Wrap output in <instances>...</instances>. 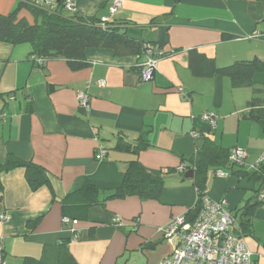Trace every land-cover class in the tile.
<instances>
[{
  "label": "crops",
  "instance_id": "obj_1",
  "mask_svg": "<svg viewBox=\"0 0 264 264\" xmlns=\"http://www.w3.org/2000/svg\"><path fill=\"white\" fill-rule=\"evenodd\" d=\"M29 1L46 6L48 0ZM114 1L76 0V11L88 17L106 16ZM119 1L123 5L112 20L127 21L130 37L166 43L164 51L173 53L159 61L151 82H142L136 69L143 56L116 57L107 49H90V67L72 71L58 59L42 69L28 58V44L0 42V97L6 98L0 100V109L7 113L0 120V164L12 154L43 166L51 175L56 198L51 202L46 187L32 192L22 168L0 176V213L10 216L0 221L6 264H21L24 256L58 264L60 243L73 236L62 222L61 199L79 187L113 190L122 183L129 156L111 150L117 134L135 142L145 128H151L152 147L140 153L139 161L153 172L177 169L182 158L194 156L203 144L202 132L223 147L244 148L248 164L264 150V120L252 122L244 117L252 89L244 99L239 93L227 99L233 89L230 81L192 76L187 52L196 49L215 58L219 66L253 57L264 60V0ZM17 3L0 0V14L9 13ZM22 13L33 20L29 12ZM97 80H104L106 86L92 85L91 110L86 111L80 108L77 95L87 89L88 81ZM255 83L264 89V73L255 76ZM51 85L54 90L48 89ZM178 87L190 92V100L179 95ZM206 111L218 114L215 129L201 119ZM193 133L198 136L194 138ZM100 145L109 151L102 161L95 159ZM212 173L206 196L226 201L230 211L254 197L262 202L253 217L254 235L242 238L254 253V264H264V193L254 192L246 179ZM197 199L192 181L175 172L166 176L160 200L128 197L91 208L88 220L76 227L79 238L70 240L69 249L79 264H119L127 248L152 249L159 241L158 228L185 214ZM39 216L38 225L29 231L28 221ZM116 218L122 219L120 227L115 225Z\"/></svg>",
  "mask_w": 264,
  "mask_h": 264
},
{
  "label": "trees",
  "instance_id": "obj_2",
  "mask_svg": "<svg viewBox=\"0 0 264 264\" xmlns=\"http://www.w3.org/2000/svg\"><path fill=\"white\" fill-rule=\"evenodd\" d=\"M17 1V6L12 11L7 14H0V42L13 46L30 45L31 52L28 58L42 69L46 68V64L49 61L58 59L64 60L72 71H79L90 67L91 62L87 58L88 50L90 49H107L116 57L136 56L141 58L143 56V61L148 49L147 46H152L155 50L161 52V55H155L159 61L173 54L164 51L166 43L160 44L156 40L148 42L130 37L127 31V27L130 24L127 21L112 20L111 18L115 14L112 16L108 14L106 16L94 15L88 17L80 15L78 12H71V14L67 15L64 12L68 11L65 9L64 0H48L55 2V7H50L47 4L46 6L37 4L29 0ZM175 1L178 4L181 0ZM22 10L28 11L33 20L30 21L26 16H20ZM104 17H108L110 20L103 23L102 18ZM230 38L229 36L225 37V39ZM178 52L180 51H174V53ZM187 52L188 68L192 76L196 78H226L230 81L233 89L251 88L253 95L246 103L244 117L252 122L264 120V97L262 96L264 89L255 83V76L259 73H264V60L253 57L251 59L235 60L226 66H219L215 58L208 57L196 49H191ZM38 58L44 60L42 65L37 63ZM141 63L139 62L136 67L141 81H153L157 71L154 72L152 79L144 81L142 78L143 68L140 67ZM92 85L103 88L106 86V82L104 80L88 81L87 89L80 91L88 95L89 110L78 101L80 108L86 111L91 110L89 90ZM49 88L50 90H54L53 85L48 86ZM177 92L182 98L190 100V92H184L182 87H178ZM3 98L6 100L4 95L0 97V100ZM9 99L14 100V95H9ZM205 113H214L218 122V115L215 111H206ZM203 115H201V119ZM204 122L209 124L207 121ZM150 132L151 128H145L135 142L127 140L122 134H117L115 146L111 150L129 156L128 161H126L121 185L113 190L100 189L94 185H88L87 187H79L70 191L61 199L63 218L67 217L77 219L79 222H85L88 220L91 208L105 206L106 202L114 199L138 197L141 200H160L164 191L166 176L175 172L181 173L184 180L192 181L198 194L194 207L188 209L185 213L189 221L194 220L200 211L202 200L207 195V183L211 171L216 174L217 171L224 170L229 175L237 176L239 179H246L253 184L254 192L258 194L264 193V163L255 166V170L249 167V165L257 163L258 159L263 155L264 150L254 163L248 164L246 162L248 157L247 151L242 148L247 155L245 159L246 165L239 166L230 160V150L241 147H223L215 142L211 136H207V132H202L204 141L200 149L191 158L181 159L182 165L180 167L184 166V170L181 171L178 167L177 169L153 172L145 168L139 161L140 153L152 147L148 139ZM209 133H212L211 130ZM99 147L104 148L106 151L105 157L102 159L104 160L107 158L109 151L104 145H100ZM98 149L95 152L96 160H98ZM246 166H248L247 169L243 168ZM17 168L24 169L27 184L32 192L46 187L51 192V202L56 200L50 173L43 166L32 160H25L9 154L6 156L4 162L0 164V176ZM190 170L193 171V178L188 179L186 178V173ZM258 198L254 197L245 200L234 212L229 210L234 218L232 231L241 238L242 236L254 235L253 217L256 216L257 210L262 203ZM41 218L39 216L35 220L28 221V230L34 231ZM235 220L238 226L235 225ZM138 224L135 225V228H137ZM115 225L120 227L119 224ZM94 229L95 227L91 229L92 235L94 234ZM72 233L73 236L71 238L62 241L59 245L58 264H79L69 249L70 240H76L77 234L79 238V232ZM0 246L1 255L5 261L7 253L4 248V239L1 237ZM139 249H143V246H140ZM21 264L46 263L41 258L24 256Z\"/></svg>",
  "mask_w": 264,
  "mask_h": 264
},
{
  "label": "built area",
  "instance_id": "obj_3",
  "mask_svg": "<svg viewBox=\"0 0 264 264\" xmlns=\"http://www.w3.org/2000/svg\"><path fill=\"white\" fill-rule=\"evenodd\" d=\"M50 7H55V2L46 1ZM123 4L122 1L116 0L114 7L109 14L112 16L117 9ZM65 9L70 12H76V0H64ZM110 20L108 17L102 18L106 23ZM146 56L140 64L142 78L144 81L152 79L155 71L158 70L159 59L155 55H161L160 51L155 50L152 46H147ZM37 63L42 65L44 60L37 59ZM101 84V83H100ZM78 101L89 110L88 95L80 92ZM7 113L0 109V120H5ZM204 121L209 122L210 128L215 129L217 118L214 113H205L202 116ZM197 137L198 133H193ZM106 151L99 147L97 159L102 160ZM247 155L242 148H233L230 150V160L239 166H245ZM264 163V153L258 159L256 164L249 165L250 169H256L255 166ZM182 171L184 166L179 167ZM219 177H227L229 174L223 170L216 173ZM10 216L7 213H0V220L7 221ZM64 225L71 228L72 232H79L77 219L63 218ZM116 224L121 225L122 219L116 218ZM234 218L227 207L226 201H215L205 196L201 203V208L192 221L187 219L185 214L173 217L170 222L158 228L165 238L174 240V248L171 256L161 260L157 264H254V253L246 246L243 238L232 231ZM77 234V233H76ZM78 234L76 235V239ZM0 264H6L1 255L0 246Z\"/></svg>",
  "mask_w": 264,
  "mask_h": 264
},
{
  "label": "rangeland",
  "instance_id": "obj_4",
  "mask_svg": "<svg viewBox=\"0 0 264 264\" xmlns=\"http://www.w3.org/2000/svg\"><path fill=\"white\" fill-rule=\"evenodd\" d=\"M23 11H25V10H22L20 12V16H22L24 14V13H22ZM64 12L67 15L71 14V12H69V11H64ZM30 18L33 19L31 16H30ZM28 46H30V45H28ZM250 92H251V88H241V89L233 90L230 87V92H227L226 98L227 99L231 98L232 97L231 94H233V96H235L236 95L235 93H239V96H241L242 99H244V94H246V93L248 94ZM205 105H206V99L201 100V106L203 107ZM212 132H214V131H212ZM211 173H212V171H211ZM159 234H160L159 241H157V242L154 241V242H156V245H154L155 247L152 246V247H154V249H150L149 246H145L141 250L140 249L133 250V249L127 248L125 253L122 256H120L119 264H155L157 261L160 262L161 260L170 256L172 254V251L174 248V240L165 238L163 236V234L160 232H159Z\"/></svg>",
  "mask_w": 264,
  "mask_h": 264
},
{
  "label": "water",
  "instance_id": "obj_5",
  "mask_svg": "<svg viewBox=\"0 0 264 264\" xmlns=\"http://www.w3.org/2000/svg\"><path fill=\"white\" fill-rule=\"evenodd\" d=\"M186 178H188V179H191V178H193V171H188L187 173H186ZM152 249H154V247H152Z\"/></svg>",
  "mask_w": 264,
  "mask_h": 264
}]
</instances>
